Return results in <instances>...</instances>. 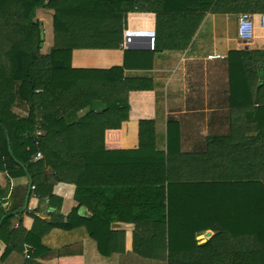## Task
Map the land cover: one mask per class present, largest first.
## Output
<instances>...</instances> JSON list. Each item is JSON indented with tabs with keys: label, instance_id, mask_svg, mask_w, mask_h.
<instances>
[{
	"label": "crops",
	"instance_id": "1",
	"mask_svg": "<svg viewBox=\"0 0 264 264\" xmlns=\"http://www.w3.org/2000/svg\"><path fill=\"white\" fill-rule=\"evenodd\" d=\"M209 1L214 0H130L116 48H80L70 55L74 69L123 66V76L133 81L128 118L119 128L104 130L103 146L114 152L110 158H132L140 146V123L150 122L143 125L142 136L153 151L139 153V158L146 154L154 159L171 183L164 187L165 205L170 197V205L182 207L169 220L170 230L165 225L151 231L152 222L139 220L135 209L129 212L134 220L90 224L92 204L76 199L75 185L31 182V190L27 174L12 178L0 172V217L11 206L18 207L9 228L21 226L30 233L23 249L32 246L25 258L23 250L6 253L0 238V264H187L170 259L168 251L244 250L243 242L239 249L240 240L250 234L245 208L249 210L252 188L245 181L259 178L257 158L264 135L251 130L262 123V108L257 91L238 82L239 58L234 53L264 51V26L261 13L251 14L253 36L242 40L237 36L241 12L214 10ZM45 11L38 10L37 16ZM50 27L51 33L52 20ZM125 30L153 35H132L123 48ZM254 108H260L257 124ZM13 112L25 114L18 106ZM44 176L51 177L49 169L39 178ZM138 177L132 172L134 181ZM115 207L111 204L109 210ZM58 215L68 229L46 227ZM36 218L40 223L34 231ZM156 235L153 246L149 239ZM210 239L216 242L206 244Z\"/></svg>",
	"mask_w": 264,
	"mask_h": 264
},
{
	"label": "trees",
	"instance_id": "2",
	"mask_svg": "<svg viewBox=\"0 0 264 264\" xmlns=\"http://www.w3.org/2000/svg\"><path fill=\"white\" fill-rule=\"evenodd\" d=\"M127 3L130 0H0V172L12 178L28 174L32 184L75 185L76 199L92 204L90 224L134 220L129 212L135 209L139 220L152 222L151 231L167 225L168 232L169 220L178 217L182 207L170 205V197L165 205L164 187L169 189L171 183H166L154 159L146 154L139 158L153 151L142 136L143 125L150 122L140 123V146L132 158H110L114 152L103 146L104 130L119 128L128 118L127 94L135 89L133 81L123 76V66L101 70L70 65L74 49L118 46L124 12L131 9ZM209 4L219 11L264 13V0H214ZM38 10L51 12L52 46L47 54L41 53L43 23L37 18ZM234 54L239 58L238 82L257 91V105L262 108V125L258 122L251 130L264 135V51ZM15 106L25 114L14 113ZM259 109L252 110L255 124ZM37 152L42 156L34 159ZM46 169L51 177L40 179ZM132 172H138V181L131 178ZM257 173L258 179L245 181L252 188L249 210L245 208L251 220L250 234L240 240L243 251H168L170 259L187 264H264V143L259 147ZM111 204H116L114 212L109 210ZM17 209L11 206L0 217L6 253L22 251L29 241L30 233L21 226L9 228ZM62 219L58 215L46 227L68 229ZM35 220L34 231L40 223ZM156 239L157 235L149 239L153 246ZM215 242L210 239L206 244ZM179 243L196 244L194 240Z\"/></svg>",
	"mask_w": 264,
	"mask_h": 264
},
{
	"label": "built area",
	"instance_id": "3",
	"mask_svg": "<svg viewBox=\"0 0 264 264\" xmlns=\"http://www.w3.org/2000/svg\"><path fill=\"white\" fill-rule=\"evenodd\" d=\"M259 21L262 26H264V13H261L258 15ZM132 35H153V32L150 31H131V30H125L123 33V41H122V47L125 48L127 45L129 38ZM237 36L238 38L242 40H250L253 36V20L252 15L248 12H241L238 15V21H237ZM41 157V153L37 152L34 156V159H39ZM30 189H33V186H30ZM31 252V246L28 244L24 245L23 249V255L25 258H28L30 256Z\"/></svg>",
	"mask_w": 264,
	"mask_h": 264
},
{
	"label": "rangeland",
	"instance_id": "4",
	"mask_svg": "<svg viewBox=\"0 0 264 264\" xmlns=\"http://www.w3.org/2000/svg\"><path fill=\"white\" fill-rule=\"evenodd\" d=\"M44 14L40 13L37 16V18L42 21L43 29L44 28L46 29L45 33H44V42H43L41 53L47 54L50 51V49H51L50 42H51V39H52V35H51L52 32L50 33V30H51V27H50L51 16H49L51 14H50V12H47V11H45ZM254 58H256V56ZM18 113L20 115H22V112H18ZM241 246H242V244L240 245L239 249L242 248ZM225 264H227V263H225Z\"/></svg>",
	"mask_w": 264,
	"mask_h": 264
},
{
	"label": "water",
	"instance_id": "5",
	"mask_svg": "<svg viewBox=\"0 0 264 264\" xmlns=\"http://www.w3.org/2000/svg\"><path fill=\"white\" fill-rule=\"evenodd\" d=\"M40 38L44 39V31H43V29H41V31H40ZM255 100H257V98ZM28 178H29V176H28ZM30 184H31V179L29 178V188H30ZM28 197H29V191L25 195V200H24V204H23L22 210H24L26 208Z\"/></svg>",
	"mask_w": 264,
	"mask_h": 264
}]
</instances>
